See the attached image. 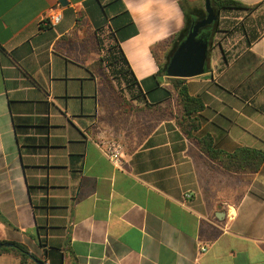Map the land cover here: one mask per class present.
Instances as JSON below:
<instances>
[{"label": "crops", "instance_id": "0c3cea01", "mask_svg": "<svg viewBox=\"0 0 264 264\" xmlns=\"http://www.w3.org/2000/svg\"><path fill=\"white\" fill-rule=\"evenodd\" d=\"M238 1L258 6L220 12L204 72L183 78L192 129L157 71L204 0H0V243L31 256L0 264H264V161L231 171L198 142L264 153V0Z\"/></svg>", "mask_w": 264, "mask_h": 264}, {"label": "trees", "instance_id": "16d2710c", "mask_svg": "<svg viewBox=\"0 0 264 264\" xmlns=\"http://www.w3.org/2000/svg\"><path fill=\"white\" fill-rule=\"evenodd\" d=\"M210 3H211V7L213 8V11L217 15V18L212 24L206 26L203 29L204 37L207 40L209 48L211 47L213 34L216 31H218V25H219L218 18L220 12L231 11L233 9H242V10H246L249 13L258 6V4L249 5L242 3L238 0H210ZM204 14L205 13H202L199 17L202 18ZM192 23L193 21L188 19L185 23V27L171 38L170 40L171 50L167 55V57L170 56L171 52L176 48L179 42L183 40ZM111 59L115 63L122 62L125 65L127 64V60L121 51L113 54L111 56ZM101 62L102 59H99L97 61V63L99 64H101ZM165 67H166L165 62L163 64H158L157 75L158 74L165 75ZM118 73L122 74L124 76V79L128 78L136 82V79L133 73L131 72V70L129 69V67L128 69H119ZM128 74L129 76L126 77ZM155 76L156 75H153L152 78H154ZM170 79L172 80V83L177 91L178 100L183 113L182 117L184 118L185 121L189 122V125L191 126L192 129L197 128L198 126L197 119L194 118L193 120H191L190 117L192 113L198 112L202 109L201 101L198 98L192 97L187 93L186 86L183 83V78L170 77ZM198 142L200 144L201 149L205 151L211 159L219 161L226 169L231 171L255 172L259 169V167L264 161V153L258 149L241 147L232 153H227L214 149L211 145V140L208 136L201 138L200 140H198ZM8 249L14 251L17 255L20 256L21 263H24L26 259L31 257L30 254L28 253L27 247L21 243L13 242L12 247H8V248L1 247L0 251L8 250Z\"/></svg>", "mask_w": 264, "mask_h": 264}, {"label": "water", "instance_id": "95a60500", "mask_svg": "<svg viewBox=\"0 0 264 264\" xmlns=\"http://www.w3.org/2000/svg\"><path fill=\"white\" fill-rule=\"evenodd\" d=\"M59 2L61 5L66 4V0H59ZM204 7L205 16L193 22L183 40L170 55L165 68L166 76L187 78L204 72L209 48L203 29L217 18L210 0H204ZM2 246H12V244L0 243V247Z\"/></svg>", "mask_w": 264, "mask_h": 264}, {"label": "built area", "instance_id": "2783aa9c", "mask_svg": "<svg viewBox=\"0 0 264 264\" xmlns=\"http://www.w3.org/2000/svg\"><path fill=\"white\" fill-rule=\"evenodd\" d=\"M60 18H61V13L59 10V6H53L45 14L42 22L44 24L54 26L59 22ZM96 145L98 149L100 150V152L108 160H110L113 164L118 163L121 152H122V146L118 140H115L111 137L101 134L100 136H98L96 140Z\"/></svg>", "mask_w": 264, "mask_h": 264}]
</instances>
